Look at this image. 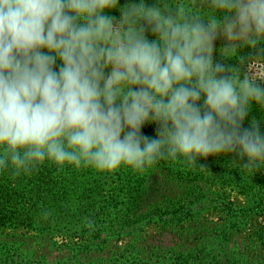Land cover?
Instances as JSON below:
<instances>
[{
  "label": "clouds",
  "instance_id": "obj_1",
  "mask_svg": "<svg viewBox=\"0 0 264 264\" xmlns=\"http://www.w3.org/2000/svg\"><path fill=\"white\" fill-rule=\"evenodd\" d=\"M118 3L0 0V172L48 162L142 173L226 153L250 172L264 167L259 122L242 128L253 102L264 108V75L213 61L218 37L221 56L240 64L241 46L264 44V0H201L207 13L140 0L116 19L107 11Z\"/></svg>",
  "mask_w": 264,
  "mask_h": 264
},
{
  "label": "trees",
  "instance_id": "obj_2",
  "mask_svg": "<svg viewBox=\"0 0 264 264\" xmlns=\"http://www.w3.org/2000/svg\"><path fill=\"white\" fill-rule=\"evenodd\" d=\"M164 2L144 0L148 7L162 6ZM130 3L139 4L140 0H119L117 8L108 10L107 14L119 19L120 8ZM200 11L207 13L210 10ZM224 15L222 11L217 12L221 19ZM145 35L150 41L156 38L150 30ZM226 44L222 36L214 42V63H223L228 68L239 67L241 76L247 71L254 73L255 65L264 66V60L249 62L264 56V44L256 49L241 46L238 55L244 58L243 64L221 56L220 49ZM59 66L58 60L57 70ZM257 83L264 87V81ZM199 103L203 104V98ZM253 119L259 122L260 132L264 135V108L255 102L242 128H251ZM156 128L155 124H146L141 131L144 136L155 138ZM246 162V157L241 159L236 153H226L200 157L194 167L160 161L142 173L127 167L110 173L85 167L58 169L48 162L30 174L14 176L11 169L2 171L0 264H21L16 259L21 254L20 249L7 248L9 235H4L7 228L22 234L32 232L27 237V250L29 253L55 254L52 264H131L116 256H122L125 251L142 250L144 244L121 245L114 242L115 233L131 234L147 219L171 223L178 217L180 207L194 208L195 215L215 201L218 184L234 185L245 195L247 210L261 211L263 220L256 234L264 243V167L250 172L241 167ZM56 226L62 228L55 229ZM57 236L60 238L56 239ZM156 240L152 245L154 251L163 252L170 245L164 239Z\"/></svg>",
  "mask_w": 264,
  "mask_h": 264
},
{
  "label": "rangeland",
  "instance_id": "obj_3",
  "mask_svg": "<svg viewBox=\"0 0 264 264\" xmlns=\"http://www.w3.org/2000/svg\"><path fill=\"white\" fill-rule=\"evenodd\" d=\"M169 2L175 4L181 0ZM183 2L197 10L208 9L197 0ZM253 71L264 75V66L255 65ZM89 180L92 182V178ZM216 189L215 201L195 215L194 208L178 207V217L171 223L147 219L131 234L115 233L114 242L121 245L144 244V249H135L131 253L125 251L126 254L124 252L116 258L121 257L131 264H264V243L257 239L256 234L263 220L261 211L247 210L245 195L232 184H218ZM60 228L56 226L55 229ZM31 234L5 229L7 248L20 249L21 254L16 259L21 264H52L55 254L29 253L26 244ZM157 238L170 242L163 252L152 250Z\"/></svg>",
  "mask_w": 264,
  "mask_h": 264
}]
</instances>
